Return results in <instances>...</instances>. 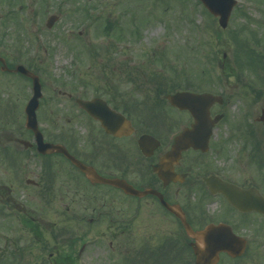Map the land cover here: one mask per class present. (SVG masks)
I'll return each mask as SVG.
<instances>
[{
  "label": "flooded vegetation",
  "instance_id": "obj_1",
  "mask_svg": "<svg viewBox=\"0 0 264 264\" xmlns=\"http://www.w3.org/2000/svg\"><path fill=\"white\" fill-rule=\"evenodd\" d=\"M195 45L201 52L197 62L202 61V67L205 62L216 63L222 77L215 81L209 69L201 71L200 83L205 86L190 90L217 95L212 104L199 106L208 111L212 134L207 147L186 149L160 176L154 169L175 137L193 124L191 114L165 100L163 106H150L151 110L135 104L115 79L102 78V86L95 90L104 95L100 98L113 112L103 114L104 124L78 106V114L67 120V126L40 129L45 143L64 147L100 178L124 180L143 195L89 180L63 153H40L36 137L27 129L0 132V149H7L5 141L22 160L13 178L29 187L30 208L26 210L15 200L16 209L32 222L25 227L34 237L32 247L51 243L47 247L51 264H73L77 244L83 245L86 258L90 253L97 258L87 264H196L194 248L199 242L187 236L183 219L194 232L219 226L221 230L209 237L211 243L227 240L232 254L241 253L231 255L223 250L216 264H264V215L254 205L260 197L264 200V123L258 122L264 105L259 112L254 108L264 102V55L256 86L255 77L239 68L241 62L230 63L226 52L219 59L217 51L208 63L210 56L203 57L204 43ZM89 86L82 82L84 93ZM238 103L241 107L234 116ZM103 108L99 105L97 110ZM174 112L183 117L176 126ZM117 115L130 124L123 132ZM143 136L156 139L158 147L148 143L142 152L138 142ZM209 180L244 191L237 202L246 209L231 205L223 193L212 194ZM46 229L51 231L50 241L43 234ZM240 244H245V250L237 248ZM28 252L21 250L22 255Z\"/></svg>",
  "mask_w": 264,
  "mask_h": 264
},
{
  "label": "rangeland",
  "instance_id": "obj_2",
  "mask_svg": "<svg viewBox=\"0 0 264 264\" xmlns=\"http://www.w3.org/2000/svg\"><path fill=\"white\" fill-rule=\"evenodd\" d=\"M204 11L197 0H0V52L9 66H31L39 76L44 95L36 113L39 127L67 126V120L78 114L76 98L104 96L95 91L102 86V78L115 79L120 91L136 102L154 101L155 89L163 82L170 85L169 90L204 87L198 77L208 69L216 81L220 68L216 63L205 62L202 67L203 62H197V42L204 43L203 57L210 56L208 63L217 51L219 59L226 52L230 63L235 59L245 63L248 54L238 53L232 42L238 31L240 47L255 49L252 53L259 59L264 55V0H239L224 31ZM52 15L59 21L48 30L46 21ZM112 24L117 28L111 30ZM251 38L253 43H248ZM241 69L259 85V66L253 72L251 66ZM82 82L90 84L86 93ZM30 97V82L0 72L1 133L24 130L23 110ZM263 105L260 101L254 108L259 112ZM240 107L238 103L234 116ZM171 115L174 126L183 120L175 112ZM3 146H7L5 141ZM20 163L17 151L0 150V196H4L0 202L6 204L0 215V264H51L47 250L51 243L32 247L34 237L22 229L15 214L20 212L14 209V200L30 208L29 187L13 178ZM47 230L43 234L50 241ZM22 249L32 252L21 256ZM87 255L89 259L80 256L75 264L97 260Z\"/></svg>",
  "mask_w": 264,
  "mask_h": 264
},
{
  "label": "water",
  "instance_id": "obj_3",
  "mask_svg": "<svg viewBox=\"0 0 264 264\" xmlns=\"http://www.w3.org/2000/svg\"><path fill=\"white\" fill-rule=\"evenodd\" d=\"M200 2L204 3L205 7L208 9L209 12H211L212 15L219 17V23L221 27L224 29L227 26V21L231 14L232 8L235 5V1L200 0ZM57 20L58 19H56L55 16H51V18H49L46 24L47 28L50 29ZM3 70H6V67H3ZM15 72L19 74H23L32 80L33 98L27 104L25 109V115H26L25 127L29 130H32L39 139L38 147L42 153L46 154V152H51L53 150L62 151L64 152L67 158L71 159V161L73 162L74 165H76V167L80 168L87 175L89 179H93V181H98L100 183L103 182L109 185L117 186L120 189L125 190L126 192L131 194H138V195L144 194V193L140 194L135 189L133 190L124 181L123 182L117 180L110 181L99 178L95 174L92 175V173L89 172V169H86V167H84L80 162H77L75 159L67 155V153L63 150V148H60L59 146L54 147L47 143L44 144L42 142L41 135L38 131L37 121L35 117V112L38 109V102L42 98L41 85H39L38 78L34 74H30L22 65L18 66ZM212 98L213 97L209 94L193 95L188 92L175 93L171 96L166 97V99L170 102L172 106H176L180 109L185 108L188 111H190L195 123L192 124L190 128H185L182 134L176 136L172 148L160 160L158 167L155 168V172H157L159 176L161 172H166L168 167H170L174 162H176L180 158L181 153L186 151V149L193 148L197 150V149H203L204 146H206L207 138L210 134V131H208V125L210 124V120L208 118V111L205 112V110L200 108L199 106L202 104L203 105L209 104L213 100ZM78 103L87 112L88 110L92 112V109L95 111L100 105L99 100H94L93 102H87V103L78 101ZM95 113H93V115H95V117H99L98 114L101 113L102 115L107 114V109L103 108V110H96ZM259 121L260 122L262 121L264 123V110H262ZM147 141H153V139L148 136H143V138L140 139L139 145L142 151H145ZM155 144H156L155 147H157L158 144L156 142ZM207 185L210 186L211 190L213 191L215 190L216 192L226 191L221 187V185L219 184L216 185L211 180L207 181ZM258 210L264 214L263 206L258 207ZM183 222H184V228L186 229L188 236L189 237L191 236L192 238L199 240L198 247H195L194 249L197 257L196 264H215V262L217 261V253H216L217 250L218 252L223 249L229 251L228 249L229 246L227 242H223L221 244L219 242L211 243L209 236L214 228L211 227L203 232L201 231V233H194L192 229H190L186 224L185 219H183Z\"/></svg>",
  "mask_w": 264,
  "mask_h": 264
}]
</instances>
